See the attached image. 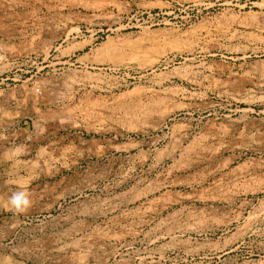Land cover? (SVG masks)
Returning a JSON list of instances; mask_svg holds the SVG:
<instances>
[{
  "label": "rangeland",
  "instance_id": "374dc122",
  "mask_svg": "<svg viewBox=\"0 0 264 264\" xmlns=\"http://www.w3.org/2000/svg\"><path fill=\"white\" fill-rule=\"evenodd\" d=\"M0 264H264V0H0Z\"/></svg>",
  "mask_w": 264,
  "mask_h": 264
},
{
  "label": "clouds",
  "instance_id": "9594fccd",
  "mask_svg": "<svg viewBox=\"0 0 264 264\" xmlns=\"http://www.w3.org/2000/svg\"><path fill=\"white\" fill-rule=\"evenodd\" d=\"M7 210L16 215L26 213L31 207V199L27 191L21 189L14 191L7 201Z\"/></svg>",
  "mask_w": 264,
  "mask_h": 264
}]
</instances>
